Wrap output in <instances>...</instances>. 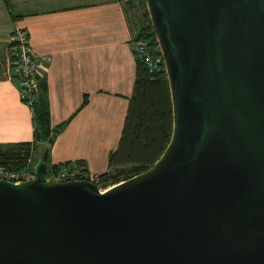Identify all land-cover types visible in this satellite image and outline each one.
<instances>
[{
    "label": "water",
    "instance_id": "1",
    "mask_svg": "<svg viewBox=\"0 0 264 264\" xmlns=\"http://www.w3.org/2000/svg\"><path fill=\"white\" fill-rule=\"evenodd\" d=\"M172 134L146 170L0 179V264H264V0H145Z\"/></svg>",
    "mask_w": 264,
    "mask_h": 264
},
{
    "label": "crops",
    "instance_id": "2",
    "mask_svg": "<svg viewBox=\"0 0 264 264\" xmlns=\"http://www.w3.org/2000/svg\"><path fill=\"white\" fill-rule=\"evenodd\" d=\"M131 15L118 0H0V146L33 137L10 43L22 28L32 52L50 57L39 79L46 82L51 126L61 129L49 163L82 160L90 174L107 171L136 77Z\"/></svg>",
    "mask_w": 264,
    "mask_h": 264
},
{
    "label": "trees",
    "instance_id": "3",
    "mask_svg": "<svg viewBox=\"0 0 264 264\" xmlns=\"http://www.w3.org/2000/svg\"><path fill=\"white\" fill-rule=\"evenodd\" d=\"M124 4L131 14L135 8L141 9L146 20V23L132 29V39L151 38L154 46L156 39L145 0H129ZM153 53L160 55V50H153ZM135 59L136 77L118 147L110 153L108 170L98 174L97 180H92L99 188L106 189L149 168L160 157L171 138L172 104L165 66L160 62L159 70L151 73L138 57ZM86 101L87 98L83 103ZM30 108L32 140L0 146V164L18 170L25 168L31 159L34 166L43 151L47 150L48 170L78 167L87 172L82 160L58 165L49 163V148L61 127L51 126L47 86L43 79L38 81V91Z\"/></svg>",
    "mask_w": 264,
    "mask_h": 264
},
{
    "label": "built area",
    "instance_id": "4",
    "mask_svg": "<svg viewBox=\"0 0 264 264\" xmlns=\"http://www.w3.org/2000/svg\"><path fill=\"white\" fill-rule=\"evenodd\" d=\"M118 1L125 3L129 0ZM151 40V38L131 39V48L134 56L138 57L148 71L153 73L159 70L161 57L153 53L155 49L151 44ZM10 43L14 57L13 71L20 85L21 99L30 107L38 91V81L42 76L44 64L49 62L50 57L36 55L32 52L28 33L22 28H16L13 31ZM36 177L37 174L33 166L14 170L0 164V179L19 184ZM97 177V174H90L78 167H61L58 170H48V173L42 176V180L51 183L68 180H89L87 178H90V181H92L97 180Z\"/></svg>",
    "mask_w": 264,
    "mask_h": 264
},
{
    "label": "rangeland",
    "instance_id": "5",
    "mask_svg": "<svg viewBox=\"0 0 264 264\" xmlns=\"http://www.w3.org/2000/svg\"><path fill=\"white\" fill-rule=\"evenodd\" d=\"M147 7V6H146ZM149 15V13H148ZM150 19V17H149ZM131 22H132V25H134L133 27L135 28L137 25H141L142 23H146V20L143 18L142 16V11L141 9L139 8H135L133 11H132V15H131ZM151 24V22H150ZM144 39H150V38H144ZM156 39V38H155ZM151 44H152V40H151ZM158 42L156 40V44L154 45V49L155 50H159L158 49ZM153 46V45H152ZM161 57V62H163V59H162V56H161V53L159 55ZM164 64V63H163ZM33 160L29 159L28 160V165L26 167H31L32 164H33ZM98 179V177H97ZM101 190H104V188H100Z\"/></svg>",
    "mask_w": 264,
    "mask_h": 264
}]
</instances>
